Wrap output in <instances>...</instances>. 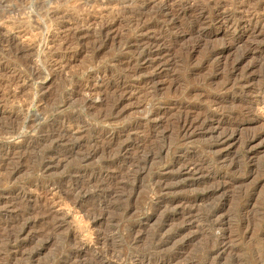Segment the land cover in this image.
I'll return each mask as SVG.
<instances>
[{"label":"rangeland","instance_id":"374dc122","mask_svg":"<svg viewBox=\"0 0 264 264\" xmlns=\"http://www.w3.org/2000/svg\"><path fill=\"white\" fill-rule=\"evenodd\" d=\"M0 264H264V0H0Z\"/></svg>","mask_w":264,"mask_h":264},{"label":"bare ground","instance_id":"6f19581e","mask_svg":"<svg viewBox=\"0 0 264 264\" xmlns=\"http://www.w3.org/2000/svg\"><path fill=\"white\" fill-rule=\"evenodd\" d=\"M162 11V10H161ZM163 12V11H162ZM161 12V13H162ZM164 14V13H163ZM218 16V18H220L221 16H222V14H221V12H220V9L218 10V14H217ZM223 17V16H222ZM227 18V17H226ZM196 126V122L194 121V120H191L190 118H187V117H185V118H183V119H180L179 121H178V131H179V134L180 135H182V136H184L185 134H188L189 133V131L192 129V128H194ZM179 136V135H178ZM121 149V148H120ZM234 167H237L238 166V164L236 163V164H234L233 165ZM218 212H217V210H214V211H212L211 212V214L212 215H215V214H217Z\"/></svg>","mask_w":264,"mask_h":264}]
</instances>
